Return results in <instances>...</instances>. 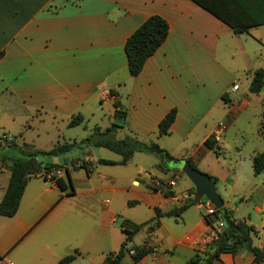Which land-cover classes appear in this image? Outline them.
<instances>
[{
    "label": "crops",
    "instance_id": "obj_1",
    "mask_svg": "<svg viewBox=\"0 0 264 264\" xmlns=\"http://www.w3.org/2000/svg\"><path fill=\"white\" fill-rule=\"evenodd\" d=\"M154 15L168 22V38L142 72L132 77L125 44ZM260 27L264 26L236 34L193 0H0V52H4L0 60V139L48 152L58 144L79 143L96 128L104 132L115 122L116 111L124 110L125 124L117 129V139L130 135L178 161L191 159L198 171L216 179L224 207L256 228L254 245L262 248L264 173L255 174L253 158L264 146L242 157L247 162L245 173L240 169L224 173L217 167L220 137L252 100L247 94L248 100L235 103L233 97L241 90L237 74L245 72L250 78V91L254 73L263 69L260 53L264 43L253 35ZM255 42L260 47L255 48ZM234 83L240 85L236 92L232 91ZM173 109L176 119L169 133L161 135L159 125ZM76 116L83 120L71 127ZM220 123L227 128L216 138V151L210 150L204 143L216 136ZM102 149L88 147L82 155L64 156L68 164L78 160L80 164L117 166L98 173L93 168L89 174L83 168H72L62 176L69 187L65 192L39 175L29 179L16 215L0 216V255L16 264H58L71 255L75 258L69 264H105L106 256L117 252L126 238L122 231L115 233L118 217L139 224L127 216L128 209L145 205L156 215V209L166 212L190 199L193 183L186 181L178 191L183 173L168 177L169 164L159 153L136 152L126 165H100L99 160H122ZM81 171L86 174L79 175ZM10 177L9 165L0 161V202ZM171 180L176 185L167 196L159 184ZM220 183L224 191L230 185V192L243 204L235 207L226 201L218 190ZM148 185H155L157 191ZM71 188L73 195L68 194ZM105 195L111 200H102ZM248 197L255 198V204L249 205ZM116 198L119 206L112 202ZM193 206L199 214L190 207L183 213L185 233L175 247L196 255L215 239V231L200 212L204 208ZM143 229L149 238L157 236L156 230L150 234ZM145 244L154 252L138 264H163V256L172 254L163 241L149 239ZM92 253L101 258H90ZM127 257L132 261L130 255L123 261ZM177 261L184 262L179 257ZM214 264L257 263L251 253L240 251L222 254Z\"/></svg>",
    "mask_w": 264,
    "mask_h": 264
},
{
    "label": "trees",
    "instance_id": "obj_2",
    "mask_svg": "<svg viewBox=\"0 0 264 264\" xmlns=\"http://www.w3.org/2000/svg\"><path fill=\"white\" fill-rule=\"evenodd\" d=\"M208 10L214 16L230 26L236 34H244L250 29L264 25V0H193ZM168 22L160 16L154 15L149 17L127 40L125 44V53L128 60V69L132 77H137L143 70L147 60L152 57L159 48L164 44L169 35ZM4 52H0V60ZM264 86V69L257 70L252 78L250 92L259 94ZM177 110H171L159 125L161 135H167L172 124L176 119ZM124 110L116 111V118H124ZM81 116H76L70 126L74 127L82 122ZM121 125L112 124L104 132L96 128L92 134L79 143H63L56 145L52 150L45 152L35 149L33 146L24 144L19 146L13 140L6 143L3 138L0 139V161L9 165L11 177L5 195L0 202V216L13 217L16 215L26 186L32 176L48 172L55 168H64L66 173L70 174V165L74 169L83 168L87 173H91L94 163L80 164L78 160L72 161L67 167L62 165L49 164L45 169L39 170L37 158L40 156H67L76 149L88 147L105 148L122 157L119 162L109 160H99L100 165H126L136 152L152 153L156 145H149L133 136L127 135L123 139H117V129ZM261 136L264 139V113L261 123ZM217 140L215 137L208 139L204 145L210 150L216 151ZM17 150L19 156H12L9 151ZM160 156H165L173 162L177 159L171 157L166 151L160 150ZM13 161L12 164H9ZM191 161V159H188ZM193 165V164H192ZM194 166V165H193ZM195 168V167H194ZM253 168L256 175L264 173V151L258 153L253 158ZM214 181L216 179L212 178ZM56 184L62 192L68 190V184L63 178H57ZM72 187V186H71ZM151 191H157L155 185H148ZM163 190V189H162ZM165 195H172L171 191L163 190ZM75 193L74 189L68 192L69 195ZM195 187L190 192V199L181 203L173 209L163 212L156 209V216L143 224H135L129 220H122L121 230L125 235V240L120 249L115 253H110L105 258V264H121L126 255H130L133 263H140L146 256L154 252L153 248L147 244L137 246L133 243L134 237L143 229L147 228L151 234L161 225V219L164 217H174L178 219L190 207L199 203L194 202ZM206 223L217 232V239L206 245L205 251L197 253L191 260L190 264H214L220 259L222 254H238L240 251H248L254 256L257 264H264V252L262 248L254 245V237L258 231L252 225L238 220L234 217L233 211L223 207L216 209L213 216L204 217ZM224 222V227L217 230L216 223ZM134 251L133 254L131 252ZM75 256L71 255L62 259L58 264H69Z\"/></svg>",
    "mask_w": 264,
    "mask_h": 264
},
{
    "label": "rangeland",
    "instance_id": "obj_3",
    "mask_svg": "<svg viewBox=\"0 0 264 264\" xmlns=\"http://www.w3.org/2000/svg\"><path fill=\"white\" fill-rule=\"evenodd\" d=\"M253 35L259 38L264 43V27H260L259 29H256L253 32ZM254 45L255 48L260 47V44L258 42H255ZM260 54H261L260 66L261 68L264 69L263 60H262L264 59V46ZM237 78L239 79V82L241 84V90L239 91L236 97H233L235 99V103L237 105L240 104L241 98L242 100L243 99L248 100L247 94L249 97L252 98V100L251 101L249 100L250 101L249 106L246 107L245 110L241 113V116L232 126V128L229 131H227L223 136L220 137L221 142H219V148L217 147V150L220 153L221 160L219 161V163H217V167L224 173L227 172L228 170H230L232 173L234 170H236L237 172L242 171V173H245L246 170L245 163L247 162L245 160H241L242 157L247 156L248 154L254 152V150L260 148V145L261 147L264 146V141L260 134L261 123L264 113V86L260 94H252L250 91L247 90V86L249 84L250 78L246 76L245 72L242 73L240 72V74L238 73ZM101 151L102 153L109 155L111 158H119V155L108 149H102ZM83 152L84 150L82 149H76L75 151H73V153H77L80 155H82ZM9 154L12 156H19V152L17 150H11L9 151ZM163 159L169 164L170 172L168 173L169 174L168 177H172L174 174H176L177 171H182L184 162L169 161V159L165 156ZM248 167L250 170V166ZM69 168L71 170L72 166L70 165ZM116 168L117 166H96V165L94 166V169L97 173L102 172V170H115ZM77 172L78 171H72V174L75 173L77 174ZM81 174H86V173L84 171H81L79 172V175ZM186 181L192 183L191 180L187 177V175L183 173L182 177L178 179V186H177L178 191L182 190L185 187L184 184ZM224 187H225L224 184L220 183L218 185V190L226 201L233 202V205L235 207L243 204V201H241V199L234 197L233 193L230 192V185L227 186L228 191H224ZM106 199L111 200V197L107 195L102 197V200H106ZM247 201H249V205H253L255 204L256 200L255 198L248 197ZM112 202L113 204H116L118 206L120 204V201L117 198L115 200L112 199ZM243 207L244 209H247V206H243ZM118 208H121V206ZM189 210H195L197 211L196 215L199 214V211L196 209V206H190ZM200 212L202 213L204 212L203 215L206 213L205 209H203ZM120 215H124V214H120ZM129 215L131 216L130 219L137 220V223L139 224L148 222L156 216L155 213L150 212L145 205H140V206H136L133 209H128L127 216L130 217ZM188 215H192V214H188ZM121 222H122V217H118L115 225L116 226L115 233L117 234H120L122 231ZM185 228L186 225L184 223V214L182 215V218L179 219L178 221L174 217H164L161 219V227L156 229V235H157L156 237L149 238L146 229H143L134 237V241L135 244L140 246L145 244L146 241L149 239L157 240V242L160 241V243L163 241L165 247L167 248L170 247L169 252L172 253L170 255L163 256V264H190L191 260L195 257V255L192 254L193 252H189L188 250L183 249L179 246L175 247L176 242L182 239L185 233ZM259 231H261V229H259ZM64 246L65 245H63L62 248L63 251L66 250V247ZM156 247L158 248V250L160 249L159 251L163 250L162 247L159 248L158 243L156 244ZM177 257L184 260V262L177 261ZM90 258L94 260H98L101 258V256H99V254L92 253ZM122 264H135V263H133L131 259L127 257L122 262Z\"/></svg>",
    "mask_w": 264,
    "mask_h": 264
},
{
    "label": "water",
    "instance_id": "obj_4",
    "mask_svg": "<svg viewBox=\"0 0 264 264\" xmlns=\"http://www.w3.org/2000/svg\"><path fill=\"white\" fill-rule=\"evenodd\" d=\"M115 123L124 125L125 119L118 117ZM153 152L159 153L160 150L155 148ZM11 162L13 163V161ZM37 162L39 163V170L45 169L49 164L68 166V160L63 156H40L37 158ZM182 171L187 175L195 187V194L193 197L195 203L209 202L218 210L224 207V201L217 191L216 183L209 175L198 171L190 161L184 162ZM262 250L264 252V247H262Z\"/></svg>",
    "mask_w": 264,
    "mask_h": 264
},
{
    "label": "built area",
    "instance_id": "obj_5",
    "mask_svg": "<svg viewBox=\"0 0 264 264\" xmlns=\"http://www.w3.org/2000/svg\"><path fill=\"white\" fill-rule=\"evenodd\" d=\"M240 89V85L239 83H234L232 86V91L236 92ZM227 128V124L226 123H220L218 125V133L216 134L215 138H217L218 136H221L222 133L225 132ZM8 138L3 137V142L6 143L8 142ZM65 169L64 168H55L51 171L48 172H42L41 174H38L39 177L41 179H43L44 181H48V182H56L57 178H62V176L65 175ZM176 185V181L175 180H171L168 183L165 184H159V187L162 188L163 190H167V191H172V189L174 188V186ZM158 186V185H157ZM191 197V196H190ZM194 197V196H193ZM206 211V213L204 214V217H212L214 212L216 211V208L209 202H200L199 203ZM205 219V218H204ZM224 227V222L223 221H218L216 223V228L217 230H221ZM215 231V239H217V232ZM213 240V241H214ZM134 251L131 252V254H133ZM0 264H16L13 260H11L7 255H0Z\"/></svg>",
    "mask_w": 264,
    "mask_h": 264
}]
</instances>
